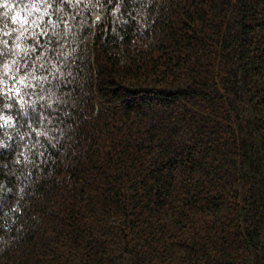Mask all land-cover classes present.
Returning a JSON list of instances; mask_svg holds the SVG:
<instances>
[{"label": "trees", "instance_id": "1", "mask_svg": "<svg viewBox=\"0 0 264 264\" xmlns=\"http://www.w3.org/2000/svg\"><path fill=\"white\" fill-rule=\"evenodd\" d=\"M0 264H264V0H0Z\"/></svg>", "mask_w": 264, "mask_h": 264}, {"label": "snow or ice", "instance_id": "2", "mask_svg": "<svg viewBox=\"0 0 264 264\" xmlns=\"http://www.w3.org/2000/svg\"><path fill=\"white\" fill-rule=\"evenodd\" d=\"M17 16H19V13L17 14ZM15 19H16V17H13V20H15ZM24 23L26 24L27 21L25 20ZM21 83H23V81H21ZM16 92L19 93V89H16ZM9 119H11V118H9ZM5 123H7V121H5Z\"/></svg>", "mask_w": 264, "mask_h": 264}]
</instances>
